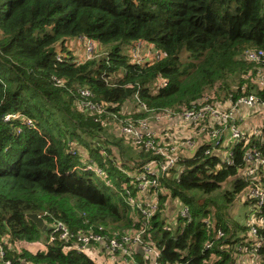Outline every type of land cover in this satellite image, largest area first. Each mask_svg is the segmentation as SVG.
<instances>
[{
  "label": "trees",
  "instance_id": "trees-1",
  "mask_svg": "<svg viewBox=\"0 0 264 264\" xmlns=\"http://www.w3.org/2000/svg\"><path fill=\"white\" fill-rule=\"evenodd\" d=\"M80 36L97 43L105 55L76 65L62 48L65 58L57 61V46ZM139 40L154 44L167 58L132 65L126 51ZM250 49L264 50V0H0V240L15 249L7 252L12 263L96 264L88 254L65 251L60 242L31 251L45 234L26 221L27 214L41 215L46 227L60 221L72 232L138 226L120 196L94 174L77 169L78 159L67 153L74 139L103 165L89 143L103 128L76 110L78 88H89L110 112L134 101L139 88V99L149 109L179 113L204 96L238 95L235 88L245 83L250 90L243 76L252 65L242 60ZM158 76L168 85L155 91ZM9 114L29 119L33 127L20 119L5 121ZM252 145L264 156V127L247 145L234 147V166L217 169L221 153L205 156L203 146L183 161L178 181L163 180L171 197L189 209L191 221L177 219L175 228L165 231L164 213L152 218L149 235L162 248V264H233L222 246L240 242L247 228L231 220L226 208L248 186L238 172ZM139 156L135 167L150 159ZM105 169L119 187L123 174L111 163ZM159 199L163 210L165 199ZM205 218L225 235L208 252L204 243L212 236ZM259 237L264 241V229ZM258 255L264 264V242Z\"/></svg>",
  "mask_w": 264,
  "mask_h": 264
},
{
  "label": "built area",
  "instance_id": "built-area-1",
  "mask_svg": "<svg viewBox=\"0 0 264 264\" xmlns=\"http://www.w3.org/2000/svg\"><path fill=\"white\" fill-rule=\"evenodd\" d=\"M71 39H69L70 42ZM74 40L81 44L84 56L81 60L74 59L76 65H81L87 61L104 56L101 47L93 40L80 36ZM67 41V40H66ZM65 46V43H64ZM62 46H57V61H63L65 53L61 50ZM127 56L132 65L145 66L167 58L166 52L157 48L152 43L139 40L133 42L127 48ZM242 60L252 65L243 78L251 84L245 83L229 93L226 98L213 100L210 96H204L196 101L188 109H183L179 113L170 110L154 111L149 109L139 99V88L133 96L134 110L126 111L124 104L120 112H110L109 106L96 100L94 93L87 87L78 88L79 99L76 101V110L93 119L95 123L104 127L111 124L127 142L140 153L150 156L140 167L126 166L118 154V149L111 147L103 135H99L94 140L89 141L93 148L98 149V155L103 165L88 155L86 149L76 140L68 142L67 153L76 157L79 170L87 171L96 176L106 187L112 189L122 199L123 203L129 208L130 218L137 227H132L123 231H106L99 226L97 230L93 227L80 228L72 232L64 223L54 221L46 227L45 238L42 241L32 243L31 251L44 250L48 245L56 242L65 245V251H76L78 253H91L92 248L103 255L110 264H162L161 252L150 237V223L152 218L158 213H164L168 206L176 208V213L171 219H167L163 226L165 231H171L177 224V219L185 222L191 221L189 209L182 205L178 199L171 197V190L166 187L165 182L172 179L178 181L183 167L182 163L186 160L184 153L196 151L205 146L203 154L205 156L214 152H219L222 163L217 166H234L233 149L236 145L243 142L249 143L252 136H246L240 129V123L244 120L247 112L258 111L263 113L264 119V50L250 49L242 54ZM58 87H62V82L54 79ZM168 85L163 77L158 76L153 90L157 91ZM175 118H180L190 131L188 136H183L181 140H176L167 131L162 136H157L151 130L152 123H170ZM22 120L25 125L32 126V121L22 119L19 114L6 115L4 120ZM259 131L255 135H261V124ZM224 138H228V144ZM225 148V149H224ZM86 151L87 156L83 154ZM111 163L121 174L123 180L119 187L114 185L109 179L106 167ZM239 179L248 183L247 188L241 193L244 202L251 205L252 212L246 224L247 234L240 236V242L233 245L222 246V249L231 253L233 264H260L258 250L263 245V239L259 237V231L264 229V156L255 146H249L242 155V164L238 172ZM159 197L165 199L161 210ZM42 217V216H41ZM86 224V223H85ZM206 232L212 236L211 240L204 243V250L211 251L215 241L225 237L224 232L215 227L213 220L203 219ZM15 249L7 240H0V264H13L8 258L7 252ZM139 253L142 258H139ZM211 254L209 262L214 257Z\"/></svg>",
  "mask_w": 264,
  "mask_h": 264
},
{
  "label": "crops",
  "instance_id": "crops-1",
  "mask_svg": "<svg viewBox=\"0 0 264 264\" xmlns=\"http://www.w3.org/2000/svg\"><path fill=\"white\" fill-rule=\"evenodd\" d=\"M68 53L71 54V56L74 59L81 60L84 56V50L81 46V44L77 43L74 39H71V41H66L65 46H63ZM61 48V49H62ZM134 101H129L124 104V108L126 111H131L133 112L134 110ZM264 121H254L250 117L244 118V120L240 123V129L243 132L244 135L246 136H252V134H256L259 131L257 129L253 128V125L258 124L259 126L263 124ZM103 128V135L107 142L113 147L114 149H118V154L120 158L122 159L123 163L125 166H136L140 163V152L136 150L130 142H127L124 140L122 137H120L118 131L109 123L105 124ZM151 130L157 135V136H162L165 131H167L173 138L176 140H181L183 136H188L190 131L188 130L186 124L180 119V118H175L172 122L168 123L164 121V123H152L151 124ZM225 143L228 144V138H224ZM225 149V148H224ZM88 152V151H87ZM83 154L87 156L86 151L83 150ZM194 154L193 151H186L184 153V156L186 160L188 157H191ZM244 201V200H243ZM236 202H239L237 204V208L240 211V214L238 217L233 218L238 222L241 226L246 227V224L248 223L249 220V215L252 212L251 205L248 202H242V199L239 201L236 200ZM235 202V204H236ZM167 208V207H165ZM168 213V214H167ZM176 213V208L173 206H168L167 211H166V220L173 218V216ZM245 236V234H241L238 236ZM92 259H94L96 264H110L108 259H106L101 253L97 250H94L92 248L91 253H87ZM139 257H141V254L139 253Z\"/></svg>",
  "mask_w": 264,
  "mask_h": 264
},
{
  "label": "rangeland",
  "instance_id": "rangeland-1",
  "mask_svg": "<svg viewBox=\"0 0 264 264\" xmlns=\"http://www.w3.org/2000/svg\"><path fill=\"white\" fill-rule=\"evenodd\" d=\"M67 41H69V40H67ZM71 41V40H70ZM66 43V42H65ZM101 51H102V53H103V55H105V50L103 49L102 50V48H101ZM127 52V51H126ZM246 117H250L252 120H254V121H264V119H263V113H261V112H258V111H249V112H247V114H246ZM253 128L254 129H257V130H259L260 129V127H259V125L258 124H255V125H253ZM254 136H257V135H255V134H253ZM218 193H214L213 195H217ZM213 195H211V196H213ZM242 197H243V194H240V195H238L237 196V200L239 199V201L242 199ZM236 202V201H235ZM235 202L234 203H231L227 208H226V213L229 215V218L231 219V220H233V221H235L233 218H235V217H238L239 216V214H240V211H239V209L237 208V204L239 203V202H236V204H235ZM242 202H244L243 201V199H242ZM233 217H231V216ZM247 234V230H246V232H245V235Z\"/></svg>",
  "mask_w": 264,
  "mask_h": 264
},
{
  "label": "water",
  "instance_id": "water-1",
  "mask_svg": "<svg viewBox=\"0 0 264 264\" xmlns=\"http://www.w3.org/2000/svg\"><path fill=\"white\" fill-rule=\"evenodd\" d=\"M25 218L26 221H31L38 230H40L42 233H45L46 226L41 215L31 213V214H27Z\"/></svg>",
  "mask_w": 264,
  "mask_h": 264
}]
</instances>
